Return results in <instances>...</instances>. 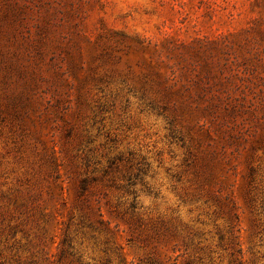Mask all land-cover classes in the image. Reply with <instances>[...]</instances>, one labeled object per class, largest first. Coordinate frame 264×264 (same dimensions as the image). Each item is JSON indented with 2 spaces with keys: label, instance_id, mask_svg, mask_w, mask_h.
I'll use <instances>...</instances> for the list:
<instances>
[{
  "label": "rangeland",
  "instance_id": "obj_1",
  "mask_svg": "<svg viewBox=\"0 0 264 264\" xmlns=\"http://www.w3.org/2000/svg\"><path fill=\"white\" fill-rule=\"evenodd\" d=\"M0 264H264V0H0Z\"/></svg>",
  "mask_w": 264,
  "mask_h": 264
}]
</instances>
